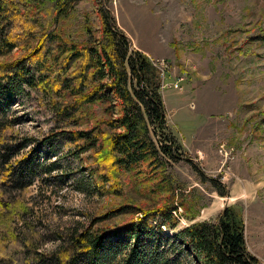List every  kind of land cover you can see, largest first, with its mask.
<instances>
[{"label": "rangeland", "instance_id": "obj_1", "mask_svg": "<svg viewBox=\"0 0 264 264\" xmlns=\"http://www.w3.org/2000/svg\"><path fill=\"white\" fill-rule=\"evenodd\" d=\"M99 1L79 0L55 16L48 1L36 0L33 6L38 9L27 18L32 28L18 27L15 33L29 35L32 45L38 35L54 27L57 39L45 55L46 68L59 66L67 54L58 48L64 40L100 46ZM22 2L20 6L15 2V13L24 11ZM106 8L128 37L129 50L145 54L164 73L166 84L178 81L176 89L159 90L164 134L178 158L160 154L159 142L151 134L157 157L122 171L117 190L109 191V184L96 183L101 173L91 151L77 157L61 140L52 148L46 144L37 148V143L51 127L88 131L102 120L100 130L118 135L122 128L106 123L121 115L115 99L112 108L93 100L73 116L58 120L49 102L68 105L69 88L48 90L43 102L31 101L34 92L28 100L14 98L10 111L19 119L15 137L30 141L21 154H33L39 167L55 170L38 177L24 192L23 200L32 211L27 221L39 234L40 250L50 251L58 245L57 233L78 225L115 226L129 221V214L97 220L125 205L149 211L177 207V230L166 231L169 236L192 223L214 221L224 208L233 206L244 223L248 252L264 264V0H107ZM14 54L15 50L0 56V62L14 59ZM79 62L74 60L65 75ZM106 80L95 78L89 85ZM18 222L15 227L27 236L28 230ZM176 254L181 264H194L183 247Z\"/></svg>", "mask_w": 264, "mask_h": 264}, {"label": "trees", "instance_id": "obj_2", "mask_svg": "<svg viewBox=\"0 0 264 264\" xmlns=\"http://www.w3.org/2000/svg\"><path fill=\"white\" fill-rule=\"evenodd\" d=\"M19 1H24V11L15 13L17 0H0V56L15 50L14 59L0 62V264H181L176 254L181 252V247L190 254L194 264H260L247 250L244 223L233 206L224 208L214 221L195 222L169 236L166 231L177 230L178 219L174 216L177 207L149 211L125 205L97 220L104 222L129 214L132 215L129 221L115 226H95L98 222L86 227L78 225L57 233L58 245L50 251L40 250L43 244L38 243L39 234L27 221L32 211L23 200L24 192L38 177L55 170L39 167L34 163L33 154H21L30 141H18L15 137L14 127L19 119L13 118L10 111L14 98L28 100L34 92L31 101L43 102L48 90L69 88L68 105L62 107L53 99L49 102L48 107L58 120L63 115L73 116L93 100L108 103L112 108V99H115L121 115L106 123L111 128H122L118 135L100 130L102 120L88 131H53L51 127L48 135L37 143V148L42 144L52 148L61 140L77 157L91 151L101 173L96 183L100 182L103 187L109 184V191L117 190L122 171L157 157L151 134L159 142L160 154L169 159L178 156L164 134L160 72L145 54L129 50L130 41L106 8L107 0L98 2L103 34L100 46L71 45L64 40L58 48L67 54L59 66L50 69L46 68L45 55L56 43L54 27L38 35L30 45L29 35L15 32L18 27L32 28L27 18L38 8L33 6L36 0ZM45 1L58 16L69 4L79 0ZM57 58L52 59L54 65ZM78 58V67L66 76L71 63ZM95 78L108 81L90 87L89 82ZM187 161L193 165L188 157ZM219 187L218 193L224 196ZM18 220L28 230L27 236L15 227Z\"/></svg>", "mask_w": 264, "mask_h": 264}, {"label": "built area", "instance_id": "obj_3", "mask_svg": "<svg viewBox=\"0 0 264 264\" xmlns=\"http://www.w3.org/2000/svg\"><path fill=\"white\" fill-rule=\"evenodd\" d=\"M160 75H162V78H161V89L162 90L167 89V88H174V89L178 88V81L177 80L169 85V84H166L165 81H164V78H163L164 73H161Z\"/></svg>", "mask_w": 264, "mask_h": 264}]
</instances>
